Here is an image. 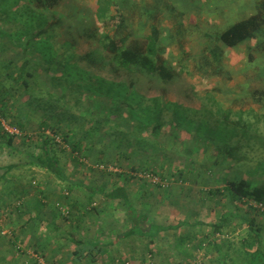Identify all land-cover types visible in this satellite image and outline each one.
<instances>
[{"label":"rangeland","instance_id":"1","mask_svg":"<svg viewBox=\"0 0 264 264\" xmlns=\"http://www.w3.org/2000/svg\"><path fill=\"white\" fill-rule=\"evenodd\" d=\"M112 1L123 17L117 28L96 21L97 0H65L53 8H40L35 0H8L0 6L2 120L19 130L21 119L27 120L24 132L44 130L41 138L52 140L50 136L55 134L61 138L67 135L68 144L55 143L53 149L63 176L103 185L107 175L132 178L131 174L149 172L167 182L168 188L174 180L177 186L173 194L188 189L183 199L192 215L208 214V206L220 201L210 194L216 189L225 192L227 181L246 180L264 186V100L253 98L255 92H264V41L248 42L231 50L218 40L228 26L255 14L256 1ZM111 13L115 15L114 8ZM153 28L158 38L157 58L173 70L171 81L139 69H118L98 44L106 30L115 39L125 40V47L141 46ZM20 70L33 77L25 78ZM23 77L27 90L20 85ZM207 94L224 111L242 112V120L253 126L251 133L226 128L210 117L207 111L213 108L204 99ZM237 119L235 115L230 118ZM3 134L7 137L0 124V136ZM22 137L13 139L22 144L7 149V154L0 152V176L15 178L6 186L7 191L0 183V228L5 226V231L15 235L9 241L0 237V264H36L32 255L45 264H56L37 245V235L44 232L38 229L40 225L33 232H22L24 211L26 200L36 198L50 214L53 210L66 219L69 211L58 207L59 203L66 208L65 200L49 201L53 195H60L59 187L61 196L69 191L64 182L30 165L35 162L30 156L36 157L41 151ZM77 142L87 148L79 159L71 150ZM87 154H98L100 158L92 159ZM80 162H86L85 166ZM9 164L13 171L3 172L1 167ZM87 166H93L89 171L95 174L84 177L80 169ZM108 168L119 173H109ZM130 182L143 186L151 202H159L157 209L161 212L181 210L180 205L172 206L176 199L170 203L172 198L166 197L168 188ZM43 188L53 192L43 193ZM23 189L31 190L33 196L24 197ZM139 206L142 209L143 205ZM230 209L228 205L222 207L223 211ZM131 212L149 220L133 207ZM160 227L153 228L156 231L152 233L162 231ZM252 237L262 239L255 234ZM249 243L248 248L224 245L218 264H231V260L232 264H261L262 256L248 263L251 254L244 250L253 251V245L259 248L252 239ZM208 259L199 258L194 264H212Z\"/></svg>","mask_w":264,"mask_h":264},{"label":"crops","instance_id":"2","mask_svg":"<svg viewBox=\"0 0 264 264\" xmlns=\"http://www.w3.org/2000/svg\"><path fill=\"white\" fill-rule=\"evenodd\" d=\"M1 105L5 106V104ZM26 121L21 119L19 122L23 141L31 142L40 150L41 142L45 139L44 137L41 138L44 136L42 132L44 130H38L34 134L26 133L24 132ZM8 141L9 138L5 137L4 134L0 136L1 154H7V149L22 144L16 140H13L11 144ZM26 151V149L23 150V152ZM84 155L77 158H82ZM87 155H90L92 159L100 158L97 157L98 154H96V157L95 154ZM102 159H104V156L101 157ZM126 160L127 157H125ZM10 166L12 164L1 168H3V172H9L8 170L12 172ZM127 167L130 166L127 165ZM90 168L94 167L87 166L85 170L84 168L80 169L84 171L82 172L84 177H88L90 173L95 174L94 170L93 172L89 171ZM60 171L62 172V170ZM64 178V188L69 191L70 195L65 193L66 198H63L59 187L60 195H53V200L49 202L55 203L56 201L60 202L61 199L65 200L67 209H62L64 204H62V207L58 203V207H61V210H68V217L66 219L60 218L58 213L53 210L50 214L49 208L41 201L35 200V198L26 200L28 203L24 211V224L22 222L24 228H22V232H33L36 230L34 227L40 225L38 229H43L44 232L37 235L40 238V243L37 245L56 264H194L195 260L202 257L209 258L208 263L213 264L215 261V264H218V261L222 260L221 253L224 245L229 246L231 249L239 245L248 248L250 239L257 247H260L261 256L264 257V214H251L252 212L246 209L245 204L240 213L229 218L227 226L219 234L214 235L212 239L211 226L221 220L224 212L222 207L228 205L231 208V203L226 195L218 196L220 201H215L213 206H208L210 207L208 214L192 215L189 214L187 209L186 199H183L186 197L185 191H188V189L182 193L178 190V194H173L174 187L177 186L173 180L171 187L168 188L171 194L169 195L168 192L166 197L172 198L170 203L176 199L172 206L180 205L181 210L174 209L171 212L172 214H169L158 210L157 204L159 202L157 200L151 202L152 198L150 199V195L145 192L143 186H138L133 182L131 184L130 177L126 175H107L102 180L104 181L103 185H99L97 182H93V184L86 183L80 179L69 178L67 175ZM13 179L15 178L1 175L0 183L4 184L0 185L4 186L7 191L6 186ZM251 183L253 186L257 185ZM116 187L124 188L130 205L137 209L140 215L146 214L149 219L145 221L144 225L146 227L161 226L160 228L165 230L145 236L129 235L128 232L132 226L126 218V208L123 202L121 200L109 201L105 198ZM42 190L43 193L47 192L46 194L53 192L50 188H43ZM217 190L221 194L223 193V190L216 189L214 194H217ZM22 194L24 197L33 196L32 191L26 189L22 190ZM214 197H217V195ZM153 202L156 203L155 206L152 205ZM139 203L144 206H142V209ZM29 204H32V206L30 207ZM184 206H186L185 209H183ZM219 209L221 212H219ZM231 210L232 208L228 211ZM253 234L257 238L262 236V239L255 240L252 237ZM223 236H226V239L222 240ZM257 241L258 243H256ZM95 247L98 249L95 250ZM252 248L253 251L245 249L244 252L252 254L256 251V247L253 245ZM144 252L145 255H149V260L143 256ZM85 253L92 254L90 259L81 258V255ZM202 264H205V261Z\"/></svg>","mask_w":264,"mask_h":264},{"label":"trees","instance_id":"3","mask_svg":"<svg viewBox=\"0 0 264 264\" xmlns=\"http://www.w3.org/2000/svg\"><path fill=\"white\" fill-rule=\"evenodd\" d=\"M8 0H0V6L4 4ZM65 0H35L37 5L40 8H53L58 6ZM79 2H84L86 0H76ZM256 1V12L254 15L236 21L232 25L228 26L224 29L219 35L218 40L226 49H236L242 44L252 42V41H259L260 44L264 41V0H255ZM37 6V7H38ZM114 8L115 15L111 13V10ZM95 19L98 23L105 25L110 24L112 27H119L123 21V17L121 14L118 13L117 8L114 7L112 0H97L95 6ZM126 41L123 39H115L112 37L109 32L106 30L100 35L98 44L100 48L104 51L106 55L111 58L113 64L121 70L130 71L132 68L139 69L147 74L156 75L162 81H171L174 78V72L170 67H167L162 61H160L158 57V38H157V31L155 28L152 29L151 34L145 39L144 44L141 46L133 45L125 47ZM253 58L249 56V60ZM20 74L25 78L29 79L33 77L32 73H25L24 70H20ZM23 77V81L20 85H23L24 88L27 90V80ZM121 87H125L126 85L121 84ZM129 88V86H126ZM79 88V87H77ZM82 88V87H81ZM253 98L259 102L264 100V92H255ZM205 101L210 105L211 108L207 111V114L210 117H213L217 123L224 125L226 128L232 127L235 130L240 131L243 134L251 133L253 126L247 122H244L241 118L240 114H232L229 111H224L222 107L215 102L209 94L204 96ZM156 103V102H155ZM132 117H134L133 112L130 111ZM235 115L238 117L236 121L230 120V118ZM257 130V129H255ZM55 132V131H54ZM60 135V134H59ZM62 141L68 144V136L63 135ZM14 138H9L10 144L13 142ZM9 144V145H10ZM57 145L53 140L45 138L43 140L42 146L40 148L41 154L38 156H30L33 160L30 162L34 168H39L44 170L51 175L55 176L58 180L65 182V178L58 166V160L56 158L55 152L53 149ZM71 150L76 153L80 157L85 154L86 149L84 148L83 143L77 142L71 146ZM64 151V150H62ZM9 171V170H8ZM133 181H136L134 178H130ZM139 182V181H137ZM225 192L221 194L219 190H217V194H210L211 197L217 196H224L228 198L229 202L231 203L232 210L229 212H223L221 220L211 226V236L212 239L214 235L219 234L228 224L229 218L234 217L240 210L243 208L244 204L246 205V209L250 210L254 214H263L260 213L258 210L253 208V205H262L264 206V186L262 185H254L246 180L234 182V181H227L225 183ZM94 193V191H93ZM68 195V194H67ZM66 196V194H64ZM63 196V198H64ZM107 200H121L126 208V218L131 223L132 228L128 232L129 235H150L153 234L156 230H153V227H146L145 221L146 218L137 215L135 212H131L132 206L129 203L126 191L122 187H116L110 194L105 197ZM20 201V200H19ZM252 205V206H251ZM19 211L17 212V214ZM5 225V224H4ZM2 227V226H0ZM6 228L5 226H3ZM4 228H0V233L2 234V230ZM157 228V227H156ZM158 229V228H157ZM161 229V228H159ZM165 229H162V231ZM160 231V230H159ZM14 237V233H11ZM0 237L4 240H8L7 236ZM1 239V240H2ZM207 245V244H206ZM95 250L98 248L95 247ZM93 249V250H94ZM36 253V251H34ZM92 255V254H91ZM90 254L85 253L81 255L82 259H90ZM261 256L260 247L258 250L252 253L250 256V262L255 259V257ZM76 258L78 256H75ZM236 259V258H234ZM231 264L234 262L233 260L230 261ZM37 264V263H36ZM264 264V261L261 263Z\"/></svg>","mask_w":264,"mask_h":264},{"label":"built area","instance_id":"4","mask_svg":"<svg viewBox=\"0 0 264 264\" xmlns=\"http://www.w3.org/2000/svg\"><path fill=\"white\" fill-rule=\"evenodd\" d=\"M0 124L1 127L3 129V132L5 133V135L9 138H15V137H21V132L19 129H16L12 126H10L8 123H6L5 121L2 120V118L0 117ZM52 137L53 141L57 144L62 146L63 145V141L62 138L59 134H55ZM99 169L104 170V167H99ZM107 172L109 173H116L118 174L119 172L117 170H114L113 168H108ZM132 178H134L136 181H141L144 183H148L149 185L153 186V187H158L160 189H167L168 188V184L165 181H162L161 179H159L155 174L149 173V172H144V173H134L131 174ZM252 206V205H251ZM253 208H255L256 210H258L260 213L264 212V206L262 205H253ZM65 211V210H64ZM63 213V212H62ZM64 214V213H63ZM66 215V214H65ZM2 220H1V215H0V226H2ZM2 236H7L9 239H11L12 235L11 232L9 231H5L2 230ZM31 258L37 263V264H45L43 262V260L41 258H38L36 255H32Z\"/></svg>","mask_w":264,"mask_h":264}]
</instances>
